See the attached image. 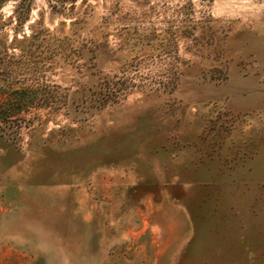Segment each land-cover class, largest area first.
Returning <instances> with one entry per match:
<instances>
[{"label": "rangeland", "instance_id": "374dc122", "mask_svg": "<svg viewBox=\"0 0 264 264\" xmlns=\"http://www.w3.org/2000/svg\"><path fill=\"white\" fill-rule=\"evenodd\" d=\"M0 264H264V0H1Z\"/></svg>", "mask_w": 264, "mask_h": 264}, {"label": "trees", "instance_id": "16d2710c", "mask_svg": "<svg viewBox=\"0 0 264 264\" xmlns=\"http://www.w3.org/2000/svg\"><path fill=\"white\" fill-rule=\"evenodd\" d=\"M1 1V0H0Z\"/></svg>", "mask_w": 264, "mask_h": 264}]
</instances>
